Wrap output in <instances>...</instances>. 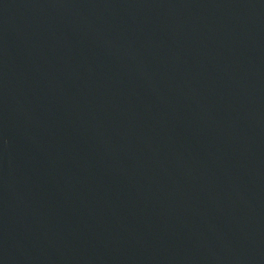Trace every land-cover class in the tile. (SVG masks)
<instances>
[{"label": "water", "instance_id": "95a60500", "mask_svg": "<svg viewBox=\"0 0 264 264\" xmlns=\"http://www.w3.org/2000/svg\"><path fill=\"white\" fill-rule=\"evenodd\" d=\"M0 264H264V0H0Z\"/></svg>", "mask_w": 264, "mask_h": 264}]
</instances>
